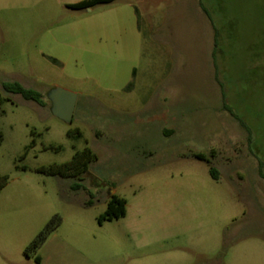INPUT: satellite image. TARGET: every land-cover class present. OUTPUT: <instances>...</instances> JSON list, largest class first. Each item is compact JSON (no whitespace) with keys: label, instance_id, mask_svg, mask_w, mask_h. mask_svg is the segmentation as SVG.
Instances as JSON below:
<instances>
[{"label":"rangeland","instance_id":"1","mask_svg":"<svg viewBox=\"0 0 264 264\" xmlns=\"http://www.w3.org/2000/svg\"><path fill=\"white\" fill-rule=\"evenodd\" d=\"M75 1L0 0V264H264V182L225 110L264 155V0ZM55 87L77 94L70 124ZM86 147L80 180L37 172ZM112 195L126 214L99 223Z\"/></svg>","mask_w":264,"mask_h":264},{"label":"trees","instance_id":"2","mask_svg":"<svg viewBox=\"0 0 264 264\" xmlns=\"http://www.w3.org/2000/svg\"><path fill=\"white\" fill-rule=\"evenodd\" d=\"M113 1L115 0H83L79 3L69 5L68 8L72 10H84L95 7L97 5L108 4ZM200 7L204 14L207 15V11L202 4H200ZM217 46L218 32L213 28V56H215ZM2 88L8 94L20 95L26 101L35 102L41 106L45 105L43 95L41 93L32 89L24 88L17 82L4 83L2 85ZM4 100L6 99L0 96V105ZM225 110L228 111L230 115L233 116L235 119H237V117L228 107H225ZM240 124L243 126V123L240 122ZM1 139L2 137L0 134V142ZM196 157L200 160L206 161L205 157L202 155H197ZM96 160V155L91 151V149L86 147L81 151H76L68 162L61 164H53L46 167H39L37 169V172L48 176L80 180L83 175L87 174L90 165ZM209 172L212 178L216 180V170L213 167H210ZM261 176L263 177V175ZM7 182V176H0V191L7 185ZM73 189L79 190L80 186L76 184L73 186ZM125 214L126 201L123 198H120L116 195H112L108 200L105 212L99 217V223L121 219L125 216ZM60 223L61 219L58 215L52 216L45 225V227L35 237V239L25 248V255L29 257L32 252H35L37 249H39L44 244L49 234L54 231L60 225ZM35 261L39 263L40 260L37 257Z\"/></svg>","mask_w":264,"mask_h":264},{"label":"water","instance_id":"3","mask_svg":"<svg viewBox=\"0 0 264 264\" xmlns=\"http://www.w3.org/2000/svg\"><path fill=\"white\" fill-rule=\"evenodd\" d=\"M47 99L51 104L53 116L66 124H70L77 101V94L55 87L48 92Z\"/></svg>","mask_w":264,"mask_h":264},{"label":"crops","instance_id":"4","mask_svg":"<svg viewBox=\"0 0 264 264\" xmlns=\"http://www.w3.org/2000/svg\"><path fill=\"white\" fill-rule=\"evenodd\" d=\"M81 1H83V0H76L74 3H71L70 5L75 4V3H79ZM116 1L117 0H115V1H113L111 3H108V4L97 5L95 7L110 5V4H112V3L116 2ZM95 7L88 8V9L92 10ZM74 11H81V10H74ZM235 120L239 122L238 119H235ZM239 124H240V122H239ZM244 126L245 125L243 124L242 127L246 130V134H247L246 135V147H247V150H248L249 158H251L252 161H253V165H254V167L256 169L257 177L261 181L264 182V178H263L264 177V155H262V152H261L262 147H260L257 144V139H258L257 138V132L253 129V127L249 128V127H244ZM252 126H253V124H252ZM254 127H256V125ZM260 174L263 175V177Z\"/></svg>","mask_w":264,"mask_h":264}]
</instances>
